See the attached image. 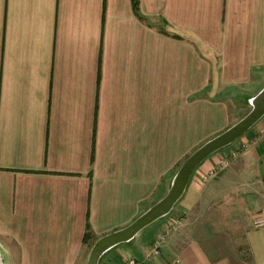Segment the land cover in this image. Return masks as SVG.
<instances>
[{"label":"crops","instance_id":"obj_1","mask_svg":"<svg viewBox=\"0 0 264 264\" xmlns=\"http://www.w3.org/2000/svg\"><path fill=\"white\" fill-rule=\"evenodd\" d=\"M263 88L264 0H0V264H87ZM263 216L264 118L100 264H264Z\"/></svg>","mask_w":264,"mask_h":264},{"label":"water","instance_id":"obj_2","mask_svg":"<svg viewBox=\"0 0 264 264\" xmlns=\"http://www.w3.org/2000/svg\"><path fill=\"white\" fill-rule=\"evenodd\" d=\"M250 112L224 133L208 141L191 154L178 169L163 199L127 227L98 239L91 248L87 264H100L112 249L131 242L142 231L168 217L186 192L196 170L211 156L231 146L264 118V88L250 102Z\"/></svg>","mask_w":264,"mask_h":264},{"label":"built area","instance_id":"obj_3","mask_svg":"<svg viewBox=\"0 0 264 264\" xmlns=\"http://www.w3.org/2000/svg\"><path fill=\"white\" fill-rule=\"evenodd\" d=\"M182 224V220L177 218L175 220H173L171 223H170V228L174 230H176L178 228V226H180ZM254 226L256 228H264V216L263 217H260V218H257L255 221H254ZM160 243L161 241H157L154 245V255L155 256H158L159 255V248H160ZM125 264H138L137 260L136 259H129ZM176 264H183L181 262V260H176Z\"/></svg>","mask_w":264,"mask_h":264},{"label":"rangeland","instance_id":"obj_4","mask_svg":"<svg viewBox=\"0 0 264 264\" xmlns=\"http://www.w3.org/2000/svg\"><path fill=\"white\" fill-rule=\"evenodd\" d=\"M250 110H251V106H250V104H249V108H248V110H247V113L244 115V117L250 112ZM189 156V155H188ZM181 167V166H180ZM179 167V168H180ZM178 171V170H177ZM177 173V172H176Z\"/></svg>","mask_w":264,"mask_h":264}]
</instances>
